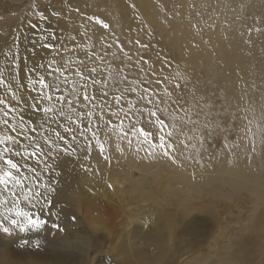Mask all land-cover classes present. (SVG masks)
I'll use <instances>...</instances> for the list:
<instances>
[{
	"label": "rangeland",
	"instance_id": "374dc122",
	"mask_svg": "<svg viewBox=\"0 0 264 264\" xmlns=\"http://www.w3.org/2000/svg\"><path fill=\"white\" fill-rule=\"evenodd\" d=\"M152 1L157 7L161 17H171L172 20H180V18H182L181 14L183 11L181 8L187 6L189 10H187V16L184 15V17H187L191 22L193 21V29L197 34H195L198 37L197 39L200 40L201 44L206 43L203 45L204 47H207V43L209 45L208 47L211 46L209 36L203 32V27L209 23L210 18L215 14L216 0ZM124 2L133 10V20L137 22V28L142 30L141 35L144 33L145 37L137 36V38H133V44H131L127 40V37H125V34H123L121 31H117L115 28H111V25L109 30H104L102 27L96 25L102 36L105 37V34L108 35V37H105L102 42L104 52L101 50L99 52H95L93 47H87L88 54L95 52L97 55L104 57L102 60H98L95 65L98 69V79L105 80L110 72L116 70L112 66L111 59L107 61L105 57L109 55V53L115 52L119 57L122 58V60L124 58L125 65L119 71L128 80L127 84L120 85H113L112 82L109 81L106 88L108 92L107 97H103L100 92V89L104 87L103 84L97 86V88L93 90V94H95L100 99L107 101V106L103 108V112L101 113V111L97 109L96 113L97 116L103 115V119L98 120L95 117L93 118V123L100 125V130L96 132V135L102 138L108 155L106 166L102 170L103 173L99 177L94 178L91 176V174L94 172V169L91 166L88 167L85 170L83 177L77 179L75 184H68L63 190L58 191L56 198L52 201V204H46L43 211H41L38 206L33 208L28 201L23 199V196L28 194L30 190L34 191L36 186L35 182L37 179H34L35 174L30 173L28 169H21L24 175L29 177L28 180L23 182V193H21L19 186V188L15 189L17 195L12 196L11 185H9L8 190H4V186L0 185V198L8 200V203L0 208V226L11 228L12 233L17 231L18 226L10 224L8 220H3L2 215L5 214L3 213V208H11L15 200H19L20 209L31 213V219L35 220L37 217H39L45 221L43 227H41L39 230L34 231L29 228L28 230L24 231L25 234L23 233L19 235V237H15H21L20 241L12 244V246L16 248L22 247L24 249H29L32 254H39L48 259L56 258L65 260L68 264H89L90 261L87 258L86 253L83 252V249L86 246L89 248V258L92 259V263L90 264H134L136 258L133 257L131 252H128L127 254H115L117 252L116 250L119 248V246L121 247V245H129L132 247L135 246V248H138L141 251L142 257H145L148 254L147 248L150 246L149 241H151L154 232L159 231L158 226L150 223V221L152 220L154 223H156V211L157 208L162 204L161 199L170 197L164 189L163 182L170 171L177 173L176 167L168 165L165 161H155L148 164V160L144 163V165H141L143 158L140 160L139 157H141L140 154L144 153L142 148L136 153L134 152L135 150H133V161L131 158L123 159L119 157V154L124 149V146L128 143V141H133V148L137 139L140 141H145L141 132V128L146 124V114L149 111H154L155 105H159V107L167 109V126L161 129L160 125L155 122L156 118H152L153 123L145 128V130L152 131L155 130L157 126H159L161 130L158 131L159 134L173 133L170 143H172L173 146L174 143H176V146L171 148L174 149V151L177 149L176 153L182 151V148L185 150L189 149V146L187 145L189 142L185 139V133L186 130L191 131L192 129H195L196 133L194 132V136L199 142H196L199 145L196 144L194 149L197 150L199 154H202L201 157H203V159H205V156L206 158H211L213 155L217 157L225 147L228 149L226 150L225 148V150L231 155L235 150L231 148V144L232 142H236L234 136L237 135L238 131L235 133V130L238 129L240 124H238V118L236 120V96H234L235 94L233 92H230L233 91L230 89L232 86H230V82L224 78V76L228 74V70L226 72L224 70L226 69L224 66H219L221 63H217L218 65L216 64V61L218 60L217 62H220V60L217 58L214 48L212 46V48H206L207 56L213 61V63L211 62L213 65H211L212 69L211 67H209V69L207 67L203 68L201 65H193L191 68L189 67L186 69L183 63L184 60L181 61L183 58L181 59L179 55H177V50L174 49V47L172 48L173 42L171 44V42L166 37L159 35L156 27L151 22L147 14L143 11V9L151 10L152 6L149 0H133V3L131 0H124ZM259 3H262L263 6H261ZM259 3L258 4L260 6L257 4L259 8L257 5H253L252 7H244L247 9H242L241 12L244 14L240 13L241 15L239 14V18L244 20L242 22L245 24L248 31L251 30L253 34L256 32L252 37L257 40L253 39L252 41L254 42L252 44L257 43L258 45L254 44L256 51L258 50L262 52L264 51V40L261 38L264 37V26L262 25L264 24V12H262L264 9V1L260 0ZM71 6L73 8L77 7L72 3ZM62 7L63 11L59 20H57L55 17H51L52 11H59ZM68 8L69 5L67 3L61 5V3L57 2V0H0V27L6 26L9 28H14V30L21 28L33 29L31 27V23L38 22V12L45 11L50 17L49 22L51 23L52 29L54 31H61L62 26L69 25L66 19L67 14L74 16L79 14V12L76 11L69 12ZM174 13L175 17L177 16L175 19H173ZM210 14H212V16ZM80 15L92 16V14L89 13H80L79 22L75 25L71 24L75 29H81L82 26H84L83 19L80 17ZM98 17L103 19L100 16ZM259 17L261 18L259 19ZM90 22L95 23L94 20ZM105 22L107 21L105 20ZM47 23L40 24V27H44ZM200 27L202 28L200 29ZM134 29L135 25L133 23V30ZM64 34L65 36H74L73 31L70 29H65ZM165 38L170 43H168ZM137 41H139V43H137ZM105 50L107 52L106 55ZM152 50L154 53H152ZM209 52L211 53L209 54ZM151 54L153 56L157 55L156 57L159 61L156 60V57L153 59ZM213 55H215V58ZM160 60H163V63L165 64L163 65L162 61ZM214 64L219 66V68L222 67L223 69L219 70V68L214 66ZM256 65L260 66L258 65V62H254V64H252L250 67L252 71L249 70V74L251 75L250 79L254 81V84L251 82V85L253 84L252 86L254 88V92L252 94L250 93L252 95L250 98L257 99L259 97L262 99L264 98V66H262L263 68H259ZM164 66L165 69L168 68L167 71L162 69ZM153 68L156 70L155 72H153ZM255 68L256 71H254ZM207 69L208 72L210 70L211 73H208ZM217 72L222 75L220 76L217 74ZM165 73L167 74L164 75ZM190 73L192 76H194V78H189L191 77ZM103 74L105 78H103ZM188 78L193 80H189ZM154 80H161L162 82L157 85L153 82ZM255 81L257 82L255 83ZM177 84L181 85L182 87L176 88L175 92L173 93V87ZM152 86H156L155 88L157 90L155 91V88ZM129 87L136 88L137 91L135 93L125 92L123 97L117 101L115 97L120 95V91L118 89H125ZM226 87L230 91H228ZM247 87L249 88L250 85H247ZM145 88L148 89V95L152 97V99L155 101V104H147V106H145L146 102L138 103L137 97L143 93ZM253 88H251V91H253ZM248 90H246L248 94L247 97L250 96ZM156 92L159 96L155 94ZM260 93L262 94L260 95ZM189 95L190 98H192V96L201 97L198 99L196 97L190 99ZM178 96L181 97L180 103L184 106V109H187V115H185L184 109H181L173 104V101H175ZM228 96L230 97V99H228L229 101H227V98H229ZM6 97L8 98L9 96L6 94ZM161 98L163 99V103H160ZM201 98L205 102L208 100L210 102L208 101L205 103L201 100ZM260 99L259 103L255 101L256 103L254 105L256 106V104H258L261 106V108H264V99ZM191 100L196 101L195 103H192ZM199 102L200 105L198 107ZM260 102L263 104L261 105ZM189 103L190 105H193L190 106ZM204 103L205 106L207 105L206 107L203 106ZM230 103L233 106L232 108H229L231 107ZM261 108H257L259 111L255 110L259 117L256 116V114L253 116L254 120L256 121L255 125L258 127V151H255V157H252L254 153H249V150V154L247 152L246 153L249 155V157H252L250 158L251 160L254 158L252 163H254L253 165L255 166L253 167L258 169L261 174H264V167L260 166L261 164L264 165V160H262L264 159V145L261 144V139L264 138V109L262 110ZM137 109H140V111L145 113V116H141ZM227 110H230L232 113H234L232 114L230 112L232 114L230 118L231 120L228 118L230 117V113H228ZM199 111H201V113H198ZM112 113H116V115H112ZM235 114L236 116L234 117L233 115ZM261 114L262 116L260 117ZM196 116H199V118ZM194 117L197 118V121ZM179 118L181 120L185 119V122L179 120ZM227 118L229 119V122ZM201 119L204 121L201 122ZM193 120H195L196 123H193ZM186 121L187 124H185ZM205 123L209 130H211V128L215 125H220L222 128H225L228 132L227 141L219 136H208L206 142H202L200 137L203 129L205 128ZM195 125L196 127H194ZM203 126L204 128H202ZM165 130L166 132L164 133ZM168 130L170 132H167ZM152 139V136L149 135L147 144L148 142L151 143ZM179 140L182 141L180 142ZM182 146H185V148ZM114 148L116 149L114 150ZM171 151L173 152V150ZM32 160V158L28 159L27 162L29 165L32 164ZM27 181L29 182V185ZM73 188L76 189L72 190ZM163 189L164 192H162ZM74 191L76 201L69 203L67 201V194ZM78 200L80 201L77 204V207L80 209V211L77 207H75V204ZM206 200L207 198L202 197L198 201L192 202L190 207L198 206L200 204H208L209 201ZM251 201L252 200H250L249 193L246 189H241L232 194H228L227 198L223 196V198L213 203L215 221L212 225L208 224V221L210 220L209 213L198 210L191 211L187 217L181 219L178 230H176L173 237H171L172 242H170V246H168L170 247V254L163 264H213L219 254H224L226 252L228 253L229 257L233 259V264H264V242H259L262 240L264 241V231H261L264 230V228L261 229V225L258 227V229H261L260 231L262 232V240H254L255 238L252 237L251 232L254 228H249L251 226L255 227L254 219L250 220L251 217L263 220L262 224H264V204H260L259 207L255 208ZM101 204H103L106 209L104 207L102 208ZM81 205L88 208L87 212L81 214ZM107 207H110V211H112L114 214L112 215V221H110L107 216ZM57 209L60 210L62 219H57L56 216L51 215V213L56 212ZM9 215H11L12 218H15L14 212L10 213ZM72 216L76 217L75 221L71 219ZM22 218L23 217H21V220ZM53 224L58 225V227L53 228ZM160 226L164 227V225ZM60 227L65 228L66 233H61L59 230ZM81 231H84V233L82 234ZM79 232H81V234ZM0 233L3 235L7 234L2 231H0ZM191 234H197V237ZM74 235H78V237L81 238H86L87 240L84 241L87 243H82L81 241L83 240L77 239ZM24 241H27L28 243L24 244ZM36 241H40V244L37 245L35 243ZM66 242H72V244H74V248L60 245ZM69 259H71L74 263Z\"/></svg>",
	"mask_w": 264,
	"mask_h": 264
},
{
	"label": "bare ground",
	"instance_id": "6f19581e",
	"mask_svg": "<svg viewBox=\"0 0 264 264\" xmlns=\"http://www.w3.org/2000/svg\"><path fill=\"white\" fill-rule=\"evenodd\" d=\"M138 1H140V0H138ZM131 2L133 3V0H131ZM149 2L152 6L151 10L143 9V11L147 14V16L149 17L151 22L154 24L159 35H161L162 37H166L171 42V44L173 42L172 48L174 47V49H176L178 52L177 55H179V57L181 59L183 58L181 61L184 60L183 63H184V66L186 69H188L189 67L191 68L193 65H196V66L201 65V66H203V68L207 67L208 69H209V67H211V69H212L213 61L211 60V58L209 59V57L207 56V53H206V48H210L212 46L215 50L214 52L216 53L217 58L220 60V62H217L218 60L216 59L217 60L216 64L221 63L219 66H221V65L224 66L226 68V69H224L226 72L228 70V74L225 73L226 75L225 76L223 75V76L226 80H228L230 82L231 85L230 84H228V85H230L232 87L231 88L229 86L228 87L230 89H232L233 91H230L227 87H226V89L230 92H233L235 94L234 96H236V98H235L236 102L235 103H237V104H235L236 105L235 107H237V108H236V111L234 110L235 107L233 110L235 111V113H237L236 120L238 118V120H239L238 124L239 123L240 124H239L238 129L235 130V133H236V131H238V132H237V135L234 136V139H236V142H239L240 148L235 149L233 154L231 155L226 151L228 149L223 145L226 148V150L224 148V150L217 157H215L213 155L214 157L212 156L211 158L210 157L206 158V156H205V159H203V157H201L202 154H199L197 152V150L194 149V147H196V144H197L196 142H198V141L194 136L195 129L193 130L192 128H191L192 129L191 131L186 130V133H185V139H186V141L189 142V143H187V145L189 146V149L185 150L182 148V151L178 150V151H180L178 153H176V151H177L176 148H175L176 151H174V149H170V155H168V156H165L163 154V151L158 146L149 150L147 147V142L142 141V140L140 141L139 139H137L135 141L134 148H133V141H131V145H129V143H127L124 146V149L120 152V154L118 153L120 155L119 157H121L123 159H130L131 158L133 161V150H135L134 152L136 153L139 149L142 148L144 150V153L140 154L141 157H139L140 160L143 158L141 165L142 164L144 165V163L147 160H148V164L155 162V161H160V162L165 161L168 165L175 166L176 171H177V173L170 171L168 173L167 177L164 179V182H163L164 189L170 197H165V198L161 199L162 204L157 208V211H156V216H155L156 223H154L152 220L150 221V223L158 226L159 231L154 232V235L152 236L151 241H149L150 246L147 248L148 254L145 257H142V255H141L142 253L138 248H135V246L132 247L129 245L128 246L127 245H121V247L119 246V248L116 250L117 251L115 253L116 255L117 254H127L128 252H131L133 254V257L136 258V260L134 261V264H163L164 261L167 259V257L170 254V247H168V246H170V242H172L171 237H173L174 232L176 230H178V227L180 225L179 223H180L181 219L184 217H187L191 211L198 210V211L209 213L210 220L208 221V224L212 225L213 222L215 221V215H214V211H213V205H214L213 203L217 202L218 200L223 198V196H225L227 198L228 194H232V193H234L238 190H241V189H246L249 193L250 200H252L251 202L255 208L259 207L260 204H264V174L263 173L261 174L258 171V169L253 167V166H255V165H253L254 163H252L254 158H253V160L250 159L252 157H255V151L256 152L258 151L257 150L258 127L255 125L256 121L254 120L253 116H255V114H256V116L259 117V115H257L255 110H257V108H259V107L261 108V106H259L258 104H256V106L254 105L256 102L259 103V99H260L259 97H258L259 99L258 98L257 99L256 98H250L252 96L251 94L254 92V88L252 86L254 84L253 83L254 81H252L250 79L251 75L249 74V70H251L250 67L252 66V64H254V62H258V65H260V66H257V65L256 66L259 68L264 66V53H263L264 51H262V50H261L262 52H260L258 50L256 51L254 44H257V43L252 44L254 42V41H252L254 39V37H252V36L256 32L253 34L251 32V30L248 31V29H246L245 24L242 22L244 20H241L239 18V16L241 15L240 13L244 14L243 12H241L242 9H244V10L247 9V8L245 9L244 7H248V6L252 7L253 5H257L260 2V0H216V2H215V14L213 16H212V14H210L212 17L210 18L209 23L207 22L208 24L203 27V30H204L203 32H205L209 36V39H210L209 41L211 42L210 47H208L209 46L208 43L206 45L207 47L203 46L206 43L201 44L200 40L197 39L198 38L196 36L197 34L195 33V31L193 29V23H192L193 21L191 22L188 20L187 17L186 18L184 17V15L187 16L186 15L187 10H189L187 8V6L182 5L184 7L181 8V9H183V11H182V14L180 13L182 15V18H180V20H172L171 17H164V16L161 17L159 15L158 9L155 6V4L153 3V1L149 0ZM71 3L75 4L80 9L79 14L83 13V12L89 13L92 15L95 14L96 16L102 17L107 22H110V25L112 26L111 28H115L117 31H121L123 34H125V37H127V40L131 44H133V38H135V37L137 38V36H144V33H143V35H141L142 30L138 29L136 26L137 22L133 20V10L128 5L125 4L124 0H71ZM259 4L261 6H263L262 3H259ZM258 5H257V7H258ZM260 9H262V8H260ZM249 11H251V10H249ZM184 12H185V14H184ZM262 12H264V9ZM79 14H76L75 16L67 14L66 19H67L69 25L62 26L61 31H55V32L61 37V40H63L65 43L69 44V46H71V44L73 42L72 38L75 36V38H76L75 42L80 44L83 47V51H78L76 53V55L80 56L81 58H83L85 56V53H87V47L88 46L93 47V45H94L93 49L95 52H99L100 50L102 52H104V47H101V46L103 45L102 42H103L104 38L108 37V35L105 34V37L102 36V34H100V32L98 31V28H97L95 23L83 20L84 26H82L81 29L80 28L75 29L74 26L72 27V25H75L76 23L79 22V20H80ZM80 17L82 18L81 15H80ZM176 17H175V13H174L173 19H175ZM257 18H258V16H257ZM260 18L261 17H259V19ZM263 22H264V20H263ZM133 23L135 25L134 30H133ZM258 25H259V22H258ZM262 25L264 26V24H262ZM44 27H48L51 30H53L50 22H48ZM86 27L88 29L87 34H85ZM201 28L202 27H200V29ZM65 29L72 30L74 33V36H65V34H64ZM258 34H259V32H258ZM40 35H41V33L38 31V29L21 28L18 30L17 29L14 30V28H9L6 26L0 27V46H5L4 51L9 52V55L14 54L15 64L13 66L16 69L17 81H20L21 77L25 76V73L21 71L22 68L31 67L33 62L38 61V60H40V58L42 56L47 55V50H39V51H37L35 56L32 55V51L34 48L33 41H39ZM255 37H257V36H255ZM261 38H263L262 40H264V37H261ZM168 40H167V42H168ZM254 40H257V39H254ZM262 40H260V41H262ZM47 42L51 43L53 41H51L49 39ZM59 42L60 41H56V43H59ZM170 42H168V43H170ZM261 44H262V42H261ZM253 47L255 48V50ZM259 48H261V47H259ZM207 51H209V50H207ZM152 53H154V51ZM210 53L211 52H209V54ZM69 55H71V53H69ZM152 56L153 55L151 54V57ZM156 56L157 55L153 56V59ZM213 56L215 58V55H213ZM105 57H106L107 61H109L111 59L112 66L114 69L118 68L119 70H121L125 65L124 58L122 60V58L119 57L115 52L109 53V55H107ZM75 58L76 57L73 56V59H75ZM156 60H158V58ZM156 60H154V61H156ZM160 61H162L163 65L165 64V63H163L164 62L163 60H160ZM158 64H160V63H158ZM216 64H214V66H216ZM6 65H7V60L5 59L3 54H0V66H6ZM219 66H216V67L219 68ZM162 69H165V66ZM186 69H185V71H186ZM208 69H207V72H208ZM220 69L222 70L223 68L221 67V68H219V70ZM158 70H159V68H158ZM165 70L167 71L168 68H166ZM162 71H164V70H162ZM254 71H256V68L254 69ZM171 72H172V70H171ZM190 72H191V70H190ZM209 72H210V70H209ZM197 73H198V71H197ZM215 73H216V71H215ZM221 73H223V72H221ZM166 74L167 73H165L164 75H166ZM217 74H219V73L217 72ZM188 75H189V73H188ZM219 75L221 76L222 74H219ZM167 76H169V75H167ZM259 77H260V75H259ZM103 78H105L104 74H103ZM171 78H173V77H171ZM189 78H194V76H192V74H191V77H189ZM189 80H193V79H189ZM194 82H195V80H194ZM251 82L253 83L252 85H251ZM256 82L257 81H255V83ZM23 83H25L27 85V80L24 79ZM193 85H194V83H193ZM247 85L248 86L250 85V87L252 86L251 88H253L252 89L253 91H251V88L250 87L248 88ZM263 85H264V82H263ZM155 87H153V88H155ZM254 87H256V86H254ZM160 88H161V86H160ZM156 90L157 89L155 88V91ZM246 90L249 91V95H250L249 97H247L248 94H247ZM29 91H31L30 88L25 91V93H24L25 97H27V94ZM159 92H161V91H159ZM155 94L158 95L157 92ZM261 94L262 93H260V95ZM0 95H5V98L10 100V95L7 94L9 96L7 98L2 87H0ZM164 97H165V95H164ZM193 97H196V96H192V98ZM200 97H196V98L198 99ZM189 98H190V95H189ZM192 98H190V99H192ZM228 99H230V97L227 98V101H229ZM262 99H264V98H262ZM262 99H260V100H262ZM201 100H202V98H201ZM195 101L196 100L192 101V103L193 102L195 103ZM202 101H204V100H202ZM207 102H205V103H207ZM12 103H14V102H12ZM205 103L203 106H205ZM263 103H261V105ZM189 105H190V103H189ZM191 105H193V104H191ZM199 105H200V102L198 104V107H199ZM222 105H224V104H222ZM230 106L231 107H229V108L233 107L231 105V103H230ZM226 107H227V105H226ZM226 107H225V110H226ZM192 109H193V107H192ZM261 109L263 110L264 108H261ZM227 111H228V113L231 112L230 110H227ZM257 111H259V110H257ZM198 113H201V111H199ZM231 113L229 114L230 117H228V116H226V117H228L230 119L231 115L234 114V113H232V114ZM223 115H224V113H223ZM29 116H30V113H25L26 119ZM233 116L235 117L236 114ZM261 116H262V114L260 115V117ZM196 117L199 118V116H196ZM169 118H170V116H169ZM205 118H204V120H205ZM33 119H35V118H33ZM195 119L197 121V118H195ZM229 119H228V122H229ZM234 119H232V120H234ZM179 120H181V119L179 118ZM184 120H181V121H184ZM186 120H188V119H186ZM204 120L201 119V122ZM198 121H200V120H198ZM257 123H258V121H257ZM185 124H187V121ZM205 126H206V123H205ZM194 127H196V125ZM197 127H198V125H197ZM158 128H159V126H157V128H155V130H157ZM200 128H201V125H200ZM202 128H204V126ZM60 130L62 131V129H60ZM166 130L164 131V133L166 132ZM93 131H95V130H93ZM158 131H161L160 128L158 129ZM158 131H157V134H159ZM200 131H201V129H200ZM167 132H170V131L168 130ZM197 132H198V130H197ZM65 135L67 136V134H65ZM172 135H173V133H172ZM236 136H237V138H236ZM69 139H70V137H69ZM140 139H142V138H140ZM97 141H99V143H97ZM225 141H227V140H225ZM82 143H83V140H82ZM88 143H89V147L85 152L78 153L76 155L60 154L55 161L49 160L48 163L52 164L54 166L53 171H42L41 168H38L37 170L41 171V177L36 180V182H35L36 186H35L34 191L38 190V186L40 184L49 183V177H51V179L53 181L57 182L58 191H61L64 189V187L66 185L71 184V183L75 184L77 179L82 178L83 175L85 174V170L90 166L94 169V172L91 174V176L94 178L99 177L103 173L102 170L106 166V161L108 159V155H107L106 149L104 147V143L102 141V138L98 137L97 135L93 136L92 132L88 133ZM232 143H234V142H232ZM175 144L176 143H174L173 147L176 146ZM253 144L255 145V151L250 152L251 151L250 147ZM101 145L103 146V151H101ZM142 145H144V146L142 147ZM197 145H199V144H197ZM182 147L185 148V146H182ZM197 148H198V146H197ZM115 149L116 148H114V150ZM171 150H173V152ZM248 150H249V153H254L253 154L254 156L252 155V157H249ZM86 156H87V159H85ZM262 160H264V159H262ZM31 165H35L34 159L32 160ZM81 165H83V167H81ZM260 166L264 167V165H262V164ZM57 173H59V175H57ZM28 185H29V182H28ZM16 188H19V186H17ZM229 188H230V191H229ZM75 189L76 188H73L72 190H75ZM164 189L162 190V192H164ZM39 190L43 191L42 189H39ZM44 195L47 196V193L44 192ZM202 197L207 198L206 201H209V203L204 204V205L200 204L198 206L190 207L192 205V202L198 201ZM67 201L69 203H71L72 201H76L75 191L69 192L67 194ZM79 201L80 200H78L76 202L75 207H77V204L79 203ZM83 201H85V200H83ZM41 203H43L44 206L46 205V202L43 200L41 201ZM37 206L40 208V205H37ZM101 206H102V208L104 207L103 204H101ZM181 207H182V210H181ZM87 209H88L87 207H83L81 205V214H83L84 212H87ZM78 210L80 211L79 208H78ZM107 212H108L107 216H108L109 220L112 221V219H113L112 215H114V214L112 213V211H110V207H107ZM215 213H216V211H215ZM253 219H254L255 227H252V226L249 227L252 229L254 228L251 231L252 237L255 238L254 240H260V239L262 240L263 236L261 235L262 234L261 231H264V230H261L264 228V224H262L263 220L258 219V218H253V217L250 218V220H253ZM250 220H249V222H250ZM21 222H24L23 218H22ZM160 225H164V227H161ZM260 225H261V229H258V227ZM249 230H251V229H249ZM81 232H82V234L84 233V231H81ZM81 232H79V233L81 234ZM23 233H24V231L21 232L19 227H17V231L15 233H12L11 235H9V234L3 235L0 233V264H68L65 260L56 259V258L48 259L46 257H43L42 255H39V254H32V252L29 249H24L22 247L16 248V247L12 246V244L21 240V237L20 238H15V237H17V236L19 237V235H21ZM191 235L197 237V234H191ZM263 235H264V232H263ZM74 236H76V238L79 240H83V241L87 240L86 238L78 237V235H74ZM259 242H264V241L262 240ZM30 244H32V243H30ZM88 244H90V243H88ZM60 245L74 248V244H72V242H66V243L60 244ZM258 248H260V247H258ZM83 252L86 253L87 258L90 261L89 264L92 263V259L89 258L88 246L84 247ZM59 258H61V257H59ZM71 259H69V260H71ZM74 261H75V259H74ZM213 264H233V259H231V257H229L228 253L226 252L224 254H219L217 259L215 260V262Z\"/></svg>",
	"mask_w": 264,
	"mask_h": 264
},
{
	"label": "snow or ice",
	"instance_id": "6c2138e0",
	"mask_svg": "<svg viewBox=\"0 0 264 264\" xmlns=\"http://www.w3.org/2000/svg\"><path fill=\"white\" fill-rule=\"evenodd\" d=\"M57 2L61 5L67 3L69 12H80L78 7L73 8L71 6V0H57ZM62 11L63 7L59 11H52L51 17L59 20ZM82 19L86 21L94 20L95 24L104 30L110 29V22H105L104 19H100L95 14L92 16L82 15ZM49 20L50 17L45 11H39L38 22L31 23V27L38 29L41 33L39 41H33L32 55L35 56L39 50H47V55L33 62L31 67L22 68L21 71L25 73V76L21 77L20 81L16 79V69L13 66L15 64L14 54L9 55V52L4 51L5 46H0V54H3L7 60L6 66H0V87L3 88L5 94L10 95V100L6 99L5 95H0V185L4 186V190H8L9 185H11L12 196L17 195L15 191L17 186H20V191L23 193V182L29 179L22 172V168L34 173V179H39L41 171H38V168H41L42 171L54 170V166L48 163L49 160L55 161L60 154L76 155L88 149V133L92 132V135L95 136L96 131L100 130V125L94 124L93 118L102 120L103 115H96L97 109L102 113L103 108L107 106L106 100L93 94V90L97 86L104 85L100 92L103 97H107L106 88L109 81L113 85L128 83L127 78L122 75L118 68L110 72L105 80L98 79V69L95 65L98 60H102L104 57L97 55L95 52L85 53L83 58L76 55L78 51H83V47L75 42V36L72 38L71 46H69L61 40V37L54 30L48 27H40V24L47 23ZM87 31L86 27L85 34H87ZM49 39L53 42H47ZM56 41L60 42L56 43ZM73 56L76 58L73 59ZM155 71L153 68V72ZM24 79L27 80V85L23 83ZM153 82L159 85L162 81L154 80ZM181 87L179 84L175 85L172 90L173 93L176 88ZM29 88L31 91L25 97L24 93ZM118 90L120 95L115 97L117 101L123 97L125 92L135 93L137 91L136 88L132 87ZM180 100L181 97L178 96L173 104L184 109ZM137 101L138 103L146 102L145 106L155 104L152 97L148 95L147 88L138 95ZM160 103H163L162 98ZM137 111L140 112L141 116H145V113L140 109H137ZM184 111L187 115V109H184ZM166 112L167 109L155 105V110L146 114V124L141 128V132L145 142H147L149 135L153 138L152 142L147 144L149 150L158 146L163 154L168 156L170 155V149L173 147L170 143L172 134L157 135L158 130H145L153 123L152 118H156L155 122L160 125L161 129L166 127V120L168 119ZM25 113H30L27 119ZM112 115H116V113H112ZM193 123H196V121L193 120ZM93 129L96 131H93ZM208 136H219L227 140L228 132L220 125H215L211 130L205 126L200 137L201 141L206 142ZM128 143L131 145V141H128ZM261 144L264 145V138L261 139ZM231 148L239 149V142L232 143ZM250 150L255 151L254 144L251 145ZM101 151H103L102 145ZM29 158L35 160V165L28 164ZM85 159H87V156ZM44 192L47 193V196L44 195ZM57 192V182L49 177V183L40 184L38 190H30L28 194L23 196V199L28 201L33 208L40 205V210L43 211L44 205L41 201H45L48 205L52 204ZM7 203V199L0 198V208ZM19 203V200H15L11 208H3V213H5L2 214L3 220H8L10 224L18 226L21 232L26 231L28 228L35 231L43 227L45 221L39 217L35 220L31 219V213L20 209ZM13 212L15 218L9 215ZM51 215L56 216L57 219H62L59 209ZM21 217H23L24 222H21ZM71 219L75 221L76 217L72 216ZM52 227L57 228L58 225L53 224ZM59 230L61 233H66V229L63 227H60ZM0 231L9 235L12 234V229L9 227L0 226ZM81 242L86 243V241ZM27 243V241H24V244ZM35 243L39 245L40 241Z\"/></svg>",
	"mask_w": 264,
	"mask_h": 264
}]
</instances>
